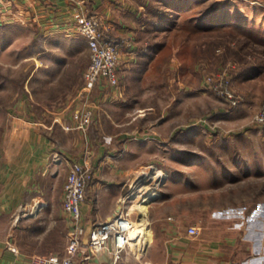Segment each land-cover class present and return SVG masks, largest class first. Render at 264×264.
<instances>
[{
    "label": "rangeland",
    "instance_id": "obj_1",
    "mask_svg": "<svg viewBox=\"0 0 264 264\" xmlns=\"http://www.w3.org/2000/svg\"><path fill=\"white\" fill-rule=\"evenodd\" d=\"M108 1L111 14L124 5L123 0ZM146 2L162 7L163 0ZM169 3L177 5L169 22L148 25L149 35L139 32L145 40L138 46L131 40L121 43L118 84L101 77L88 90L84 73L90 52L76 17L64 18L61 25L46 24L37 11L27 16L16 9V2L0 0V167L10 148L38 145L43 130H51L44 136L52 156L59 158L77 140L80 145L99 143L106 153L112 150L116 155L121 141L128 140L138 152L143 179L130 182L125 202L136 205L131 212L136 232L146 227L148 237L158 235L163 217L180 213L204 223L239 222L246 237L260 240L264 238V0ZM104 94L113 103L100 111L97 124L90 110L89 123H69L73 130L45 119L48 110L71 113L77 104L73 115L82 114L88 110L83 108L86 102ZM92 127L119 131L125 138L90 137ZM161 170L170 181L152 177ZM145 172L150 177H144ZM152 190L158 194L148 200L146 217L141 219L137 203ZM134 191L140 192L136 198ZM19 215L18 209L0 215V227L8 226L9 233L19 224ZM262 225L263 231L255 230ZM219 228L229 231L225 225ZM131 247L135 253L143 250Z\"/></svg>",
    "mask_w": 264,
    "mask_h": 264
},
{
    "label": "crops",
    "instance_id": "obj_2",
    "mask_svg": "<svg viewBox=\"0 0 264 264\" xmlns=\"http://www.w3.org/2000/svg\"><path fill=\"white\" fill-rule=\"evenodd\" d=\"M6 1L16 2V9L27 16L37 11L38 17H41L40 21H49L51 24L55 22L61 25L65 21L64 18L69 20L71 17L75 21L78 14L103 17L104 20H100L107 26L108 35L117 39L122 46L130 40L135 45L143 42L145 39L142 37L148 33V25L153 24L148 18L146 0H123L124 5H118L115 14H111L108 0ZM29 4L32 6L30 9ZM108 18L111 20H107ZM115 18L118 21H115ZM135 30L138 34L143 33L139 34L138 39L134 38ZM85 43L89 53L86 40ZM112 103L113 101L104 94L102 98L86 102L87 105L84 106L87 107L83 108L92 112L93 124H97L101 121L100 111ZM76 108L78 104L71 113L59 110V113L54 114L48 110L49 114L44 117L46 120L52 118L51 120L60 122L64 129L72 127L73 130L74 124L71 127L68 125L77 122L73 117ZM72 130H68V133ZM43 131L47 134L51 130ZM44 134L38 133V145L23 144L10 148L9 155L0 167V215H9L21 207L25 212L17 227L12 228L9 233L8 226L0 227V264H28L34 255L64 254L69 233L73 230L71 218L63 209V187L72 161L88 166L93 173L90 180L93 183L87 185L86 198L81 205L84 241H87L88 233L95 225L113 218L120 212L128 199L126 195L129 193L130 182L143 181L139 178L138 152L130 148L128 140L121 141L117 155L112 150L106 153L99 143L96 146H88V143L80 145L77 140L63 153L65 156L59 158L52 156L51 144ZM89 135L94 138L101 135L106 138H125L119 131L106 133L97 127L90 128ZM168 177L166 175L162 181H170ZM103 181L109 182L103 184ZM158 225L160 234L147 236L137 245V248L143 249L141 253H135L132 248L126 249L118 264H264L263 236L260 240L246 237L243 224L239 222L224 223L211 220L204 223L195 217L192 219L177 213L173 216L167 214ZM224 225L228 226L229 231L219 232V227ZM190 226L197 227L199 234H188L187 229ZM259 228L255 230L263 231V225ZM7 238H11L19 249L18 255L7 248ZM101 257L105 262H111L108 251H104Z\"/></svg>",
    "mask_w": 264,
    "mask_h": 264
},
{
    "label": "built area",
    "instance_id": "obj_3",
    "mask_svg": "<svg viewBox=\"0 0 264 264\" xmlns=\"http://www.w3.org/2000/svg\"><path fill=\"white\" fill-rule=\"evenodd\" d=\"M76 23L77 30L85 38L90 52V62L84 73L86 88L92 90L101 77L106 78L110 84L117 85L121 43L108 35L107 26L99 18L78 14ZM74 118L80 125L85 126L90 121L89 109L82 114L75 113ZM92 178L93 173L88 166L77 161L70 163L63 187V209L71 218L73 230L69 233L64 254L34 255L28 264H90L94 262L96 264H118L123 252L132 248L130 238L134 227L131 217L133 205H126L125 202L128 199L113 218L95 225L89 231L87 241H84L85 230L81 224V205L86 198L87 184ZM19 212L17 220L25 215L22 207ZM187 233L198 235L199 229L190 226ZM5 244L15 255L19 254V249L11 238H7ZM104 251L109 252L111 262H105L102 259L101 255Z\"/></svg>",
    "mask_w": 264,
    "mask_h": 264
},
{
    "label": "bare ground",
    "instance_id": "obj_4",
    "mask_svg": "<svg viewBox=\"0 0 264 264\" xmlns=\"http://www.w3.org/2000/svg\"><path fill=\"white\" fill-rule=\"evenodd\" d=\"M156 173V172H155ZM151 174L145 172L144 174V177H150ZM166 174L161 170V171H157L156 173V176H152V177H157V178H162V177H165ZM143 177V176H142ZM157 192L152 190L150 192H147V194H143L142 195V199L137 203V207L136 208L137 210L140 211V214H141V219H145L146 217V213H147V202L148 200L151 198H153V196H157L156 195ZM140 195V192L139 193H135L134 191V196L133 197H138ZM153 199H151L149 201V203L152 201ZM133 206H136V205H133ZM135 209V208H134ZM141 231L142 232H136V227L134 226L131 230V245H133L134 248L137 247V245L141 242V240L145 239L146 236L149 235V231H148V228L146 227H140ZM140 249V248H138Z\"/></svg>",
    "mask_w": 264,
    "mask_h": 264
},
{
    "label": "trees",
    "instance_id": "obj_5",
    "mask_svg": "<svg viewBox=\"0 0 264 264\" xmlns=\"http://www.w3.org/2000/svg\"><path fill=\"white\" fill-rule=\"evenodd\" d=\"M169 1L170 0H163L161 3L162 7H160V4L156 5L158 3L149 2V5L147 4L148 18L153 22L154 25H164L165 23L169 22L171 14L176 11L175 7L177 5H171Z\"/></svg>",
    "mask_w": 264,
    "mask_h": 264
}]
</instances>
